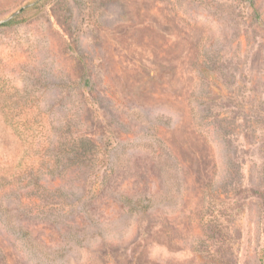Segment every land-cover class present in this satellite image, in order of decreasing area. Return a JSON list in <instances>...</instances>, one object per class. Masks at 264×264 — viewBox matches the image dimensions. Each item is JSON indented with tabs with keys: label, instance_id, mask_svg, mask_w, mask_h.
I'll list each match as a JSON object with an SVG mask.
<instances>
[{
	"label": "rangeland",
	"instance_id": "374dc122",
	"mask_svg": "<svg viewBox=\"0 0 264 264\" xmlns=\"http://www.w3.org/2000/svg\"><path fill=\"white\" fill-rule=\"evenodd\" d=\"M0 264H264V0H0Z\"/></svg>",
	"mask_w": 264,
	"mask_h": 264
},
{
	"label": "trees",
	"instance_id": "16d2710c",
	"mask_svg": "<svg viewBox=\"0 0 264 264\" xmlns=\"http://www.w3.org/2000/svg\"><path fill=\"white\" fill-rule=\"evenodd\" d=\"M247 1H249V3L252 4V0H247ZM15 24H17V22H15L14 20H8L6 22L1 23V26L7 27Z\"/></svg>",
	"mask_w": 264,
	"mask_h": 264
},
{
	"label": "water",
	"instance_id": "95a60500",
	"mask_svg": "<svg viewBox=\"0 0 264 264\" xmlns=\"http://www.w3.org/2000/svg\"><path fill=\"white\" fill-rule=\"evenodd\" d=\"M0 25H1V23H0Z\"/></svg>",
	"mask_w": 264,
	"mask_h": 264
}]
</instances>
